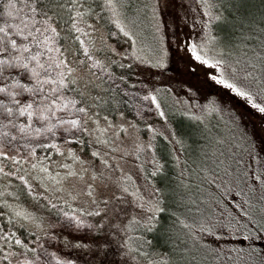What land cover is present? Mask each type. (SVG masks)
Here are the masks:
<instances>
[{
  "label": "snow or ice",
  "instance_id": "6c2138e0",
  "mask_svg": "<svg viewBox=\"0 0 264 264\" xmlns=\"http://www.w3.org/2000/svg\"><path fill=\"white\" fill-rule=\"evenodd\" d=\"M249 8L0 0V264H264V0L258 40Z\"/></svg>",
  "mask_w": 264,
  "mask_h": 264
},
{
  "label": "trees",
  "instance_id": "16d2710c",
  "mask_svg": "<svg viewBox=\"0 0 264 264\" xmlns=\"http://www.w3.org/2000/svg\"><path fill=\"white\" fill-rule=\"evenodd\" d=\"M223 2L225 3V5H227V0H223ZM248 3L250 5L249 8V19L246 22V24H250V26L254 27L253 30H255L256 26L259 25L260 23L257 21L259 18H261V9H260V5H261V0H248ZM224 15L230 17L232 15V13L227 10V8L224 11ZM255 20V21H254ZM228 24H226L225 26L227 27ZM256 25V26H253ZM238 28V25H237ZM175 126L180 129L181 131L187 133L189 131H191V127L189 126L188 122L186 120H177L174 122ZM192 140H195L197 147L201 148L203 147V145L205 143H207V141L203 140L200 137L197 136H193ZM192 140H189L188 143L191 144ZM212 149H210V147ZM209 150V151H208ZM208 150L206 151V153L209 155V157H211L210 153L216 151V145L215 144H208ZM220 150L223 151V149L221 148ZM188 158V166L189 168L192 170L194 176L199 173L200 168L202 167H208L211 171H213V173L215 175H218L220 173L215 172L214 169H212V162L211 160H204L201 158V153L200 152H196L195 154L192 151H189L187 154V157L183 156V159ZM206 162H204V161ZM200 176L203 177V174L200 173ZM199 181V180H198ZM196 184V183H195ZM208 184V183H207ZM163 250H167L166 248Z\"/></svg>",
  "mask_w": 264,
  "mask_h": 264
},
{
  "label": "rangeland",
  "instance_id": "374dc122",
  "mask_svg": "<svg viewBox=\"0 0 264 264\" xmlns=\"http://www.w3.org/2000/svg\"><path fill=\"white\" fill-rule=\"evenodd\" d=\"M227 3H228V0H227ZM260 20H261V18H259L257 21L260 23ZM255 21V20H254ZM250 25V24H249ZM253 26H256V25H253ZM258 26V25H257ZM257 26H256V28H255V30L251 33L253 36H255L256 37V39L258 40V39H260V37H259V33H258V28H257ZM252 29L254 28V27H252V26H250ZM215 28H216V24L214 23L213 24V34H215ZM224 30L226 31V32H233L234 31V29H233V25L231 24V23H228V25H227V27L225 26V28H224ZM249 35V30H248V27H246L245 28V31H244V36H242V37H240V39L242 40V39H244V37H247ZM236 46H237V48L239 49V51H244V49L241 47V45H240V42H239V40H237L236 41ZM193 79H195V78H193ZM203 91V93L204 94H207V95H212L213 93H214V89H211V88H207L206 86H205V88L202 90ZM245 120L246 121H248L249 122V126H251V121H252V118L251 117H249V115H248V112L247 111H245ZM255 117H256V119L258 120L259 119V117H258V115L257 114H253ZM217 123V121H215V120H213L212 121V124L213 125H215ZM223 129V125H221V130ZM209 144H211L212 145V143H209ZM210 147V146H209ZM202 148V147H201ZM210 149H212L211 147H210ZM208 150V148L206 149V150H204V155H207V156H209L207 153H206V151ZM209 151V150H208ZM220 151H222V150H220ZM214 153H215V151L214 152H212V153H210V155L211 156H213L214 155ZM182 155V158H183V154H181ZM185 157H187V156H185ZM201 158L202 159H204L203 158V155H201ZM186 159H188V158H186ZM205 160V159H204ZM204 160H202V161H204ZM204 162H206V161H204ZM215 175V174H214ZM220 174H218V175H216V176H219ZM219 182V181H218ZM190 191H192V192H195V194L197 195V196H199V195H204V196H208V195H216L217 194V190L215 189V186H213V185H211L210 184V182L207 184V183H205L204 184V186H203V188L201 189L200 188V181H196V184H193L192 185V187L190 188ZM257 196L259 195V192H257V194H256ZM232 196L235 198V200L237 201V202H239L240 201V197H238V196H236L235 195V192H233L232 193ZM259 244H260V246H262V247H264V241H261V242H258ZM247 245V241H243V242H241L240 243V245L239 246H246Z\"/></svg>",
  "mask_w": 264,
  "mask_h": 264
}]
</instances>
